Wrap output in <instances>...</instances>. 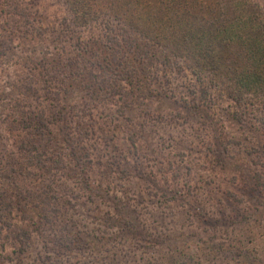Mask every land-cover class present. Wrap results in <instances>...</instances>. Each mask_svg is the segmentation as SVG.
<instances>
[{"label": "rangeland", "instance_id": "1", "mask_svg": "<svg viewBox=\"0 0 264 264\" xmlns=\"http://www.w3.org/2000/svg\"><path fill=\"white\" fill-rule=\"evenodd\" d=\"M98 26L0 0V264H264V99L180 57L99 96Z\"/></svg>", "mask_w": 264, "mask_h": 264}, {"label": "trees", "instance_id": "2", "mask_svg": "<svg viewBox=\"0 0 264 264\" xmlns=\"http://www.w3.org/2000/svg\"><path fill=\"white\" fill-rule=\"evenodd\" d=\"M67 2L75 21L99 25L95 43L103 47L104 62L123 68L108 81L98 84L92 80L99 96H104L107 86L116 87V93L123 83L134 88L135 80L148 86L152 70L164 66L162 73L170 75L175 71L171 58L180 57L203 87L219 89L235 103L245 94L264 99V6L258 0ZM200 92V96L205 93ZM28 131L30 128L25 132L27 141L32 143ZM20 170L17 175L24 173ZM15 171L13 167L12 173Z\"/></svg>", "mask_w": 264, "mask_h": 264}]
</instances>
